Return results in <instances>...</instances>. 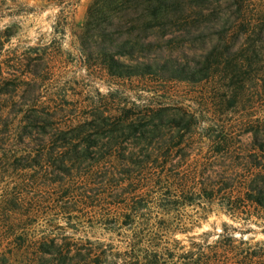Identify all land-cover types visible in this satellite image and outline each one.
<instances>
[{
  "label": "trees",
  "instance_id": "obj_1",
  "mask_svg": "<svg viewBox=\"0 0 264 264\" xmlns=\"http://www.w3.org/2000/svg\"><path fill=\"white\" fill-rule=\"evenodd\" d=\"M248 12L245 0L89 5L87 68L211 85L208 127L174 99L111 94L85 116L57 110L38 60L0 66V264H263L264 243L245 237L264 227V116L231 118L251 83L264 94V15ZM214 210L240 226L175 238Z\"/></svg>",
  "mask_w": 264,
  "mask_h": 264
},
{
  "label": "rangeland",
  "instance_id": "obj_2",
  "mask_svg": "<svg viewBox=\"0 0 264 264\" xmlns=\"http://www.w3.org/2000/svg\"><path fill=\"white\" fill-rule=\"evenodd\" d=\"M93 1L0 0V66L7 70L19 60L24 63L28 59L38 60L46 74V81L40 89L42 100L54 103L57 110L85 116L111 94L137 104L147 103L151 99L172 103L170 99H174V103L191 105L205 127L211 125L213 117L207 113L208 107L201 101L213 91L211 85L176 83L161 86L136 79L118 81L100 70L87 68L79 35ZM245 1L250 15H264V0ZM184 56L180 48L179 51L175 50L174 57ZM234 111L233 119L264 116V94L258 85L251 83L247 87L241 106ZM225 116L223 113L217 117L218 124L231 119ZM250 140V136L243 137L245 143ZM199 217L188 232H178L175 238L188 245L192 237L207 233V240L212 242L217 239L225 223L240 226L217 210ZM250 228L253 233L246 235L245 239H251L252 244L264 243V233H261L264 227L260 224L251 225ZM236 237L240 235L237 233Z\"/></svg>",
  "mask_w": 264,
  "mask_h": 264
}]
</instances>
